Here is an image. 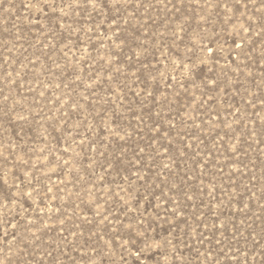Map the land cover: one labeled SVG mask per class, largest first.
Segmentation results:
<instances>
[{"label": "rangeland", "instance_id": "374dc122", "mask_svg": "<svg viewBox=\"0 0 264 264\" xmlns=\"http://www.w3.org/2000/svg\"><path fill=\"white\" fill-rule=\"evenodd\" d=\"M0 264H264V0H0Z\"/></svg>", "mask_w": 264, "mask_h": 264}]
</instances>
